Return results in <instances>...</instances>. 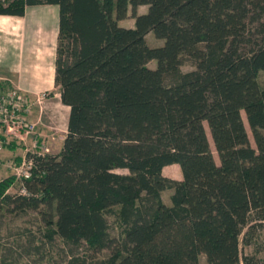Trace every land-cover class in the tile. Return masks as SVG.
Returning <instances> with one entry per match:
<instances>
[{"label": "trees", "instance_id": "obj_1", "mask_svg": "<svg viewBox=\"0 0 264 264\" xmlns=\"http://www.w3.org/2000/svg\"><path fill=\"white\" fill-rule=\"evenodd\" d=\"M43 4L57 8L66 132L56 154L32 156L27 195L0 179V205L83 243L90 260L74 264H264L238 254L264 224V0H0V14ZM170 164L180 180L161 174Z\"/></svg>", "mask_w": 264, "mask_h": 264}, {"label": "rangeland", "instance_id": "obj_2", "mask_svg": "<svg viewBox=\"0 0 264 264\" xmlns=\"http://www.w3.org/2000/svg\"><path fill=\"white\" fill-rule=\"evenodd\" d=\"M145 10L146 6H138L136 12L143 13ZM44 16H46L45 22L52 17V11L47 7L39 9L35 8L33 11L29 12L26 19V34L24 35L25 55L21 57V64H25L24 61L26 58L28 60V58L30 59V57H33L30 53V50L32 49L36 52L35 61L39 67L42 66L39 61H47L48 58L52 56L53 47L55 45L53 40V29L45 28L44 26L34 32L29 29L32 22L36 25V20L40 18L43 19ZM41 22L43 23V21ZM118 25L121 27H131L133 25V19L128 15L126 18L118 21ZM5 40L11 46L12 44H19L20 35L9 34L7 39L1 37V45L4 44ZM145 41L149 47L160 45L162 42V40L155 38L152 33L146 34ZM8 53L9 55H13L15 52L10 48ZM40 55L41 57H39ZM9 59H11V57H9ZM49 66V64H46L42 69L46 72L47 80L50 74V71L48 70ZM147 66L149 68H154L155 61H149ZM192 68L191 63L187 60H183V63L179 66L180 71H188ZM0 80L3 86H11L8 79L0 78ZM169 81L170 78L166 77L165 82ZM258 81L260 86L264 85L263 74L259 75ZM44 91L48 92V97L41 103L40 110L36 106L33 108V114L30 116V121L35 123L34 135L38 136V143H41L38 150L46 148L47 154L54 155L59 151L61 141L66 132L67 108L60 104L58 88L54 86L53 83H51ZM241 117L249 143L253 147L254 144L243 113ZM204 127L210 142L205 123ZM31 138L32 136L30 139ZM30 139L27 138L24 145L23 143L21 144V142H18V144L16 143L17 146L12 148V152L5 156L2 155V157L15 158L25 147H30ZM210 148L213 157L216 160V155L211 142ZM115 172L125 173V170L116 169ZM161 174L169 179L177 181L180 179L178 168H163ZM7 176L8 173L0 168V179ZM13 191V187L8 189V194L13 195ZM169 194L170 190H163L160 193V198L164 207H167L169 204ZM11 208L10 205H0V264H74L73 260L75 259L90 260L88 257L90 253L83 243L79 246H74L70 243L63 242L56 236L49 240L44 231L43 221L37 211L12 210ZM238 254L240 258L243 256H252L255 260L264 262V224L253 232L249 245H244L241 240L239 241ZM105 255L106 252L101 251L98 254H95L94 258L100 260L104 258ZM198 263L206 264L203 255L199 256Z\"/></svg>", "mask_w": 264, "mask_h": 264}, {"label": "built area", "instance_id": "obj_3", "mask_svg": "<svg viewBox=\"0 0 264 264\" xmlns=\"http://www.w3.org/2000/svg\"><path fill=\"white\" fill-rule=\"evenodd\" d=\"M47 97L46 91L30 96L19 88L6 87L0 82V168L12 177V183L5 190L7 194L8 189L13 187L12 194L27 195L23 183L30 177L32 156L47 154L46 148L38 150L41 143H38V136L34 135L35 123L30 121L33 108L36 106L40 110L41 103ZM27 138L31 140L30 147H25L17 159L2 157L3 151L12 142L24 145Z\"/></svg>", "mask_w": 264, "mask_h": 264}, {"label": "crops", "instance_id": "obj_4", "mask_svg": "<svg viewBox=\"0 0 264 264\" xmlns=\"http://www.w3.org/2000/svg\"><path fill=\"white\" fill-rule=\"evenodd\" d=\"M47 7L49 10L52 11L51 19H48V23L45 22V17L43 19H37V24L35 25L33 22L30 24L29 29L33 32L35 30L41 29L43 26L45 28H52L53 29V40L56 42V32H57V8L54 5L43 4V5H28L25 6L23 9V14L21 16H12V15H1L0 14V39L3 37L7 39L9 34L13 35H20L19 44H12V46L6 42L1 45L0 42V78L8 79L10 85L20 90L30 94H38L44 90H46L51 83H53V60H54V47L53 53L47 61H39L42 64L41 67L37 66V62L35 61L36 55L32 50L30 53L32 54V58H26L24 61L25 64H21V57L25 55L24 53V35L26 34V19L29 15L30 11L37 8H44ZM43 21V23L41 21ZM50 20V21H49ZM48 26V27H47ZM12 49L15 53L13 55H9V49ZM29 51V50H28ZM27 51V52H28ZM11 57V59H9ZM41 57V55L39 56ZM50 60V62H49ZM23 61V60H22ZM46 64H49L48 70L50 71L49 78H46V72L42 70ZM25 75H24V74ZM7 77V78H5ZM10 77V78H9ZM17 85V86H16ZM54 85V84H53ZM64 106V105H63ZM66 107V106H64ZM67 108V107H66ZM68 111V108H67ZM33 114V113H32ZM17 145L15 142H12L2 153V155H6L12 152V148H15ZM17 159V156L15 157ZM163 168H178L176 164L166 165ZM162 168V169H163ZM161 169V172H162ZM181 179V176H180ZM179 179V180H180Z\"/></svg>", "mask_w": 264, "mask_h": 264}]
</instances>
